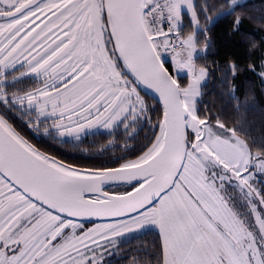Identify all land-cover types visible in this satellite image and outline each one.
<instances>
[{
	"label": "snow or ice",
	"instance_id": "1",
	"mask_svg": "<svg viewBox=\"0 0 264 264\" xmlns=\"http://www.w3.org/2000/svg\"><path fill=\"white\" fill-rule=\"evenodd\" d=\"M237 6L225 0L216 15ZM213 8L0 0V264H104L120 238L146 230L156 233L151 252L131 264H264V190L253 183L264 176V141L200 107L209 72L196 63L209 46L200 17L213 20ZM229 70L235 76L238 65ZM142 90L158 98L155 123ZM16 119L37 135L76 140L97 127L132 136L145 120L152 130L138 154L82 169L26 138Z\"/></svg>",
	"mask_w": 264,
	"mask_h": 264
},
{
	"label": "trees",
	"instance_id": "2",
	"mask_svg": "<svg viewBox=\"0 0 264 264\" xmlns=\"http://www.w3.org/2000/svg\"><path fill=\"white\" fill-rule=\"evenodd\" d=\"M208 2L214 5L209 15L215 18L209 22L205 16L200 17L201 29L205 26L208 28L209 42L207 54L198 55L196 58L198 66L206 65L209 70L208 82L202 88L200 107L203 109L206 106L229 126L235 124L259 143L264 141V77L260 74L261 57H264V0H248L239 4L231 15L222 16H217L216 13L221 10L220 5L225 3V0H208ZM193 3L199 9L203 6L204 0H193ZM237 16H241L238 28L235 25ZM182 18V33L188 35L192 31L191 22L187 14ZM197 40L198 47L204 46L205 34H199ZM253 43L256 45L255 48H252ZM230 62L238 65L235 76L229 70ZM251 64L256 65V71L249 70ZM103 137L107 139L109 135L96 134L88 138L93 146L94 139L101 141ZM115 139L117 146H120L122 140L117 137ZM61 145L77 152L72 149L73 147H69L72 146L70 143H61ZM85 146L90 147L87 144L81 147ZM134 146L135 144L131 148ZM115 150V152L101 153L102 157L97 161L84 159L79 160L75 165L87 169L94 166H115L122 158H127L126 149L117 147ZM86 156L94 157L90 154ZM91 163L93 164L89 165ZM155 238L156 233L153 231L131 235L122 240L110 257V261L106 263L131 264L133 257L138 260L146 259Z\"/></svg>",
	"mask_w": 264,
	"mask_h": 264
},
{
	"label": "rangeland",
	"instance_id": "3",
	"mask_svg": "<svg viewBox=\"0 0 264 264\" xmlns=\"http://www.w3.org/2000/svg\"><path fill=\"white\" fill-rule=\"evenodd\" d=\"M247 1L248 0H238V4H242V3H245ZM230 2H231V0H229V3ZM187 15L189 17L188 20L191 22L190 15L189 14H187ZM257 22H258V20H257ZM203 48H204V46L198 47V49H203ZM203 54H204L203 52L198 53V55H203ZM207 82H208V76L205 79V81L202 82V87H201L202 93H203V91H202L203 85H205ZM201 97H202V95H201ZM201 97H200V103H201ZM145 101L149 107V115L151 116L153 123H155V121L158 117L157 113H159V106H156V107L153 106V103H151L148 98H145ZM151 130H152L151 125H149L145 120L136 126L135 132L132 136H127L125 134V130L122 126L113 127L112 129H104V128L97 127V128H93L91 130H87L86 134H82L81 138L79 140L72 139L70 137L57 138V137H55V135H53V137H54L53 140H51V139H49V140L54 142V143H57L59 145H61V143H70V144H72V146H69V147H71V148L73 147L72 149L77 150V153H80L83 155L90 154V155H93L94 157L100 156V154L104 153L105 151H106V153L107 152H115L116 151L115 148L120 147V148H124L127 150V151H125V157H129L132 154L131 152H133V154H134V152L139 150L138 148H140V146L136 147V148H134V147L131 148V146H133V144H135V142H136V144H139V145H141L142 142L144 143L145 137L150 135ZM41 132H43V129H41ZM96 134L109 135V137L107 139H105V137H103L101 141L99 138H98L99 140H97V138H96V139H94L95 145L91 146V144H93V143H90L89 138H90V136L96 135ZM115 137L122 140L119 143L120 146H117V143H115V140H116ZM103 140H104V142H106L105 144H104V142H102ZM84 144H87L90 147H88V146L81 147ZM84 149H87V151H84ZM59 157H61V156H59ZM78 163L79 162L77 161V164ZM253 183L257 187H260L261 190H264V176H261L258 174L257 177L254 179ZM227 195L232 200L234 205L237 207L238 211H240V212H246L247 211L246 202L240 196V193L238 190L234 191L233 189L230 188L227 191ZM87 226L91 227L92 225L88 224ZM147 231H151V230H146L144 232H147ZM144 232H141V233H144ZM141 233H135V235L141 234ZM132 235H134V234H132ZM128 237H130V236H128ZM128 237L120 238L114 247H110L108 249V251L104 257V264L106 262L110 261V257L116 251L118 245L122 242V240L127 239Z\"/></svg>",
	"mask_w": 264,
	"mask_h": 264
},
{
	"label": "flooded vegetation",
	"instance_id": "4",
	"mask_svg": "<svg viewBox=\"0 0 264 264\" xmlns=\"http://www.w3.org/2000/svg\"><path fill=\"white\" fill-rule=\"evenodd\" d=\"M30 86V82L25 80L20 87L27 88ZM148 101V100H147ZM15 124L18 128V130L23 134L26 138H29L34 144H36L38 147H40L42 150L48 152L49 154L55 155L58 158L65 160L69 163L77 164V161L84 160V159H92V161H97L102 156L98 157H87L86 155L78 154L77 152L69 150L67 147H62V145H59L57 143H54L50 141L49 139L53 140V135H44L43 132H41L39 135L35 134L33 131H31L23 121L16 119ZM143 139V138H142ZM141 139V140H142ZM143 143V142H142ZM141 143V145H142ZM139 144L135 143L134 148L141 146ZM139 149V148H138ZM131 155L138 154V150L134 152H131ZM61 157H59V156ZM128 158V157H127ZM93 163L89 164L92 165ZM95 167V166H94ZM86 168V167H85Z\"/></svg>",
	"mask_w": 264,
	"mask_h": 264
},
{
	"label": "water",
	"instance_id": "5",
	"mask_svg": "<svg viewBox=\"0 0 264 264\" xmlns=\"http://www.w3.org/2000/svg\"><path fill=\"white\" fill-rule=\"evenodd\" d=\"M141 94L145 97V98H148L149 99V101L151 102V103H153V106H159L158 105V98H157V100H154L153 98H152V95L153 94H146L143 90L141 91ZM82 169H86V168H82ZM95 219V218H94ZM96 222H100V221H96Z\"/></svg>",
	"mask_w": 264,
	"mask_h": 264
}]
</instances>
